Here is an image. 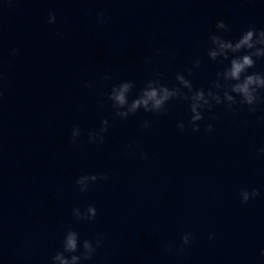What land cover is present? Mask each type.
<instances>
[{
  "label": "clouds",
  "instance_id": "clouds-1",
  "mask_svg": "<svg viewBox=\"0 0 264 264\" xmlns=\"http://www.w3.org/2000/svg\"><path fill=\"white\" fill-rule=\"evenodd\" d=\"M55 22L56 15L54 12H50L48 23L55 24ZM97 22L100 24L106 23L104 12L98 13ZM215 28L217 31L211 33L208 37L209 47L206 55L211 61L219 64L228 61V64L222 71L216 72L215 79L210 82L207 89L194 88L192 81L188 78L193 75L194 70L199 69L201 66L202 60L197 57L193 61V66L187 69V76L180 72L176 74V84L171 88L161 83L163 74L155 72L154 78L145 81L144 87L131 101H129V95L135 87L133 81L126 80L113 84L107 94V100L111 102L115 117L124 120L131 115H135L141 109L146 113L165 116L168 114L167 105L171 101L181 100L188 103L191 115L187 126L195 133L200 131V122L204 119V111L212 112L213 108L219 105H223L227 111H231L233 114L238 112L234 105L246 106L248 112L254 114L257 111V106L264 104V73L249 72V70L255 69L258 59L264 58V29L257 30L254 27H249L233 40L225 39L218 34L230 31V25L223 19L216 21ZM57 35H60V33H57ZM18 51V49H13L12 54L15 55ZM151 62V58H145V63L150 64ZM101 79L110 80L111 76L105 73ZM91 86V84L86 85V87ZM100 107H103V103ZM210 119L218 120L219 115H212ZM259 119L264 122V116ZM109 127L108 119H102L98 130L89 131V142L102 144ZM150 127L151 123L148 120L141 124L142 129H149ZM177 127L183 132L186 126L184 122H179ZM205 131L211 133L213 125L207 124ZM80 136V128L74 127L70 142L73 144L78 143ZM133 146L134 142L127 145L129 149H132ZM128 155L134 156L136 153L129 152ZM140 155L142 159H147V154L141 152ZM258 155H264V147L258 150ZM108 178V173L84 174L79 176L75 183L79 192L84 193L98 180L106 181ZM259 194V190L256 188H252L251 191L247 188L242 189L240 192L241 203L247 204L250 199H254ZM71 211L72 216L77 221L90 222L95 220L97 215V209L93 205H88L83 211L78 207H74ZM213 236L214 234H210L209 239H213ZM192 239L190 232L184 233L177 251L183 252L184 247L189 245ZM104 240L105 236L103 234H97L92 239H84L81 242L78 232L68 228L64 233L62 250L57 251L51 257V264H83L84 261L93 258L97 249L103 245ZM163 250L170 252L172 247L171 245H165ZM261 256L264 257V250L261 251Z\"/></svg>",
  "mask_w": 264,
  "mask_h": 264
}]
</instances>
